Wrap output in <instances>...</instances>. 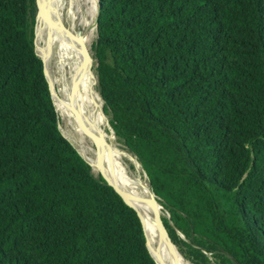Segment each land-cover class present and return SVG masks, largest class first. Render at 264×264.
<instances>
[{
    "label": "trees",
    "instance_id": "1",
    "mask_svg": "<svg viewBox=\"0 0 264 264\" xmlns=\"http://www.w3.org/2000/svg\"><path fill=\"white\" fill-rule=\"evenodd\" d=\"M99 4L115 137L195 246L264 264V0ZM33 6L0 0V264H156L136 212L59 130Z\"/></svg>",
    "mask_w": 264,
    "mask_h": 264
},
{
    "label": "bare ground",
    "instance_id": "2",
    "mask_svg": "<svg viewBox=\"0 0 264 264\" xmlns=\"http://www.w3.org/2000/svg\"><path fill=\"white\" fill-rule=\"evenodd\" d=\"M40 1L42 10L36 0L40 12L37 17L38 41L47 48L46 65L39 57L62 122L60 132L91 166L92 173L107 179L105 174L110 183L126 193L134 206L163 216L164 208L142 176L140 163L107 133L106 118L101 116L104 100L97 90L93 69L95 56L92 54L99 15L98 0ZM141 222L148 250L157 264H175L177 257L182 264H189L173 250L174 243L162 221L142 216Z\"/></svg>",
    "mask_w": 264,
    "mask_h": 264
},
{
    "label": "rangeland",
    "instance_id": "3",
    "mask_svg": "<svg viewBox=\"0 0 264 264\" xmlns=\"http://www.w3.org/2000/svg\"><path fill=\"white\" fill-rule=\"evenodd\" d=\"M40 9L42 10V1H40ZM40 14V12H38L37 11V17H38V15ZM31 28H32V31H33V40H34V46H35V49H36V43H35V35H36V33H37V49H36V52H37V54H38V56H40L42 59H43V61L45 62V65H46V61H45V59H44V56H45V53H46V50H47V48H46V46L44 45V44H40L39 43V28H38V20H37V18H36V16H35V0H34V6H33V8H32V10H31ZM97 30H96V38H95V41H94V43L96 42V40H97ZM94 43H93V45H94ZM92 54H93V56H95V52H94V50H93V47H92ZM93 69H94V72H95V76H96V82H97V90L99 91V84H98V75H97V61H96V58L94 57V64H93ZM104 106H105V103L103 102L102 103V106H101V116L102 117H105L106 118V122H104V125H105V128H106V131H107V133L110 135V136H112L114 139H115V141H117L119 144H121V146H123L127 151H129L136 159H137V157L117 138V137H115V135H114V133H113V130H112V128H111V126H110V124H109V121L111 122L112 121V115H111V113H109V111L107 110V107H106V113H107V115L105 114V112H104ZM61 127H62V122L61 121H59V128L61 129ZM62 131V130H61ZM63 131H65L64 129H63ZM62 131V132H63ZM138 160V159H137ZM139 162V161H138ZM141 165V164H140ZM142 167V166H141ZM132 169L134 170V168L132 167ZM146 174H147V172H146ZM93 175H94V177L96 178V179H99L100 177H101V175H95L94 173H93ZM142 176L143 177H145L146 179H147V181H148V178L146 177V176H148V175H145V172L143 171V168H142ZM149 183V182H148ZM150 185V184H149ZM158 200H159V202H160V204H161V200H160V198H158ZM163 207V206H162ZM164 208V207H163ZM163 217L164 218H166V219H169V218H171V220H172V216H171V214L169 213V211H167L165 208H164V211H163ZM191 241V240H190ZM182 242H185L184 240H182ZM192 242V241H191ZM186 243V242H185ZM186 244H188V243H186ZM183 250V251H182ZM184 252V253H183ZM208 253H210V254H213V256H214V258H215V260L212 258V257H207L208 258V263H205L204 261H201L200 260V264H221V262H222V259L221 258H219L217 255H218V253H211V252H208ZM184 259H186L187 261H188V263L189 264H193L190 260H188L189 259V257H188V254H187V248L183 245V243H182V249H181V253H179ZM187 256V258H186V256Z\"/></svg>",
    "mask_w": 264,
    "mask_h": 264
},
{
    "label": "water",
    "instance_id": "4",
    "mask_svg": "<svg viewBox=\"0 0 264 264\" xmlns=\"http://www.w3.org/2000/svg\"><path fill=\"white\" fill-rule=\"evenodd\" d=\"M98 7H99V10H100V4H99V0H98ZM97 24V23H96ZM96 30H97V27H96ZM97 37H98V34H97ZM38 55V54H37ZM39 57V56H38ZM40 59V58H39ZM44 65V64H43ZM45 68V67H44ZM45 75H46V70H45ZM46 79H47V75H46ZM47 82H48V79H47ZM100 83V82H99ZM48 85H49V82H48ZM50 87V85H49ZM100 88L104 94V89L103 87L100 85ZM51 90V88H50ZM51 94H52V91H51ZM104 97H105V94H104ZM105 104H106V98H105ZM64 136V135H63ZM74 147V146H73ZM75 148V147H74ZM76 149V148H75ZM76 151L79 153V151L76 149ZM79 155L82 157V155L79 153ZM135 155V154H134ZM136 156V155H135ZM137 157V156H136ZM83 158V157H82ZM138 159V157H137ZM83 160L85 161V159L83 158ZM139 160V159H138ZM140 161V160H139ZM86 162V161H85ZM87 163V162H86ZM140 163L142 164V162L140 161ZM88 165V163H87ZM143 165V164H142ZM89 166V165H88ZM144 167V166H143ZM145 170V168H144ZM146 172V170H145ZM147 175V174H146ZM148 178V176H147ZM103 180L107 183V185L111 186L115 192L121 197V199L125 202L126 205H128L130 208H132L136 214L138 215V217L140 218L141 220V217L142 216H146V217H152V218H155L157 220H160L164 223H167L171 229L173 230L174 232V244H173V250L176 252V253H181V249H182V240H184L186 243H188L194 250H196L197 252L199 253H202L204 255H206L207 257H212L214 260V256L213 254H210L208 253L207 251L195 246L180 230L179 228L176 226V224L170 219H166L164 218L163 216H158L152 212H149L147 210H145L144 208H142L141 206H134L133 204H131V202L129 201V199L127 198L126 196V193H124L123 191L119 190L117 187H115V185H113L112 183H110L107 179L103 178ZM149 180V178H148ZM150 182V181H149ZM151 185V184H150ZM152 188V187H151ZM156 196V195H155ZM157 197V196H156ZM158 198V197H157ZM145 234V233H144ZM146 237V236H145ZM147 241V240H146ZM148 248V247H147ZM149 251V250H148ZM150 253V252H149ZM151 255V254H150ZM152 256V255H151ZM153 258V257H152ZM153 260L155 261V259L153 258ZM183 262H185V260H183ZM155 263L157 264V262L155 261ZM175 264H182V261L177 257L176 258V263Z\"/></svg>",
    "mask_w": 264,
    "mask_h": 264
}]
</instances>
